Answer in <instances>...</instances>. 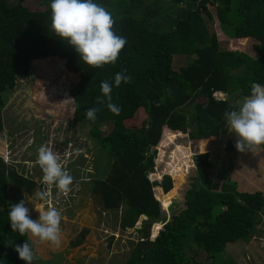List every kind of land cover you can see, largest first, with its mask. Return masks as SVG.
<instances>
[{
  "label": "trees",
  "instance_id": "1",
  "mask_svg": "<svg viewBox=\"0 0 264 264\" xmlns=\"http://www.w3.org/2000/svg\"><path fill=\"white\" fill-rule=\"evenodd\" d=\"M37 1L40 11L27 10L23 0H0V132L3 95L14 89L17 80L29 78L33 62H61L58 85L70 82L66 76L81 81L79 88L70 91L80 121L111 123L106 134L93 135L108 171L103 178L91 180V191L104 211L119 212V230L132 229L142 218L139 228L134 229L138 238L126 259L109 264H202L195 260L198 250L205 253L206 264H213L215 255L226 245L247 241L264 210V196L238 192L229 180L212 181L210 152L201 153L207 144L203 140L216 137L226 112L234 108L226 100L214 99L213 94L238 93L246 97L253 83L264 85V0H94L112 13L114 31L127 41L117 61L100 68L80 60L75 49L51 30V0ZM208 6L214 7L219 30L228 39L255 41L251 46L255 57L220 49L216 35L209 29L213 18ZM164 18L170 20L165 24ZM174 56L186 58L177 70L171 66ZM150 62L135 83L145 120L138 128H127L120 115L130 116L131 108L115 91V75L122 72L128 77L129 65L143 67ZM102 81L111 85L110 103L120 109L118 115L107 107V98L102 105L95 102L102 96ZM130 82L122 81L118 86L124 95ZM33 100L37 115L49 110L42 96ZM91 107L100 109L94 121L84 114ZM187 107L192 109L190 117ZM181 134L198 144L199 155L195 156L193 182L180 199H173L169 205L184 169L180 162L175 163V157L165 172L171 177L172 187L168 176L160 178L157 174L159 182L148 181L155 153L151 148L157 143V147L164 148ZM225 148L231 150L230 144ZM174 153L182 159L187 157L180 145H175ZM10 185L28 195L35 187L0 158V264H25L14 245L28 242L27 236L13 232L8 219ZM155 187L161 189H156L158 202L152 193ZM86 233L81 230L70 246H79Z\"/></svg>",
  "mask_w": 264,
  "mask_h": 264
},
{
  "label": "rangeland",
  "instance_id": "2",
  "mask_svg": "<svg viewBox=\"0 0 264 264\" xmlns=\"http://www.w3.org/2000/svg\"><path fill=\"white\" fill-rule=\"evenodd\" d=\"M23 6L29 11L42 10L37 0H23ZM208 10L213 18L209 29L216 35L220 49L237 50L255 57L251 48L255 41L246 39L244 41L235 40L237 42H229L227 37L223 36L219 30L218 22L214 16V7L208 6ZM169 20L170 18H164L162 21L166 24V21ZM185 63V57L174 56L171 66L177 70ZM150 64L151 62L141 67L137 63H132L127 67L126 74L131 82L127 86L125 95L119 91L118 86H116L117 89L115 88L121 100L130 105L131 108L130 116L127 117L123 113L120 115L123 118L124 126L127 128H138L145 120L143 102L135 89V83L144 75L146 68ZM58 67L61 70L62 63L58 61L33 62L29 78L17 80L14 89L3 95L5 106L1 111L0 158L5 164L13 167L17 174L30 179L35 184L30 195L22 190L14 189L11 185L8 186L7 201L10 205L25 199V206L29 208L30 217L33 220L39 217L38 211L35 210L36 206L46 209L51 205L61 212V244L59 247H55L49 242L42 243L30 234H26L28 243L37 257L32 264L122 263L132 248L131 246L138 238L134 229L139 228L142 218L138 219L132 229L119 230L117 227L119 212L104 211L100 206L98 197L92 193L90 185L92 179L103 178L108 171L105 157L99 150L93 135L95 136L97 133L106 134L111 123L103 121L92 125L80 121V115L73 109L70 91L73 87L79 88L82 83L76 77L66 76V79H70L67 85L63 83L56 84L61 77L57 71ZM47 69L53 71L48 70L46 73ZM48 73L51 75L49 76ZM41 96L46 100L45 106L50 105V108L46 113L40 112L37 115L34 111L33 105L35 102L33 99ZM214 97L218 100L224 99V97L218 95ZM225 99L230 102L232 100L231 97H225ZM240 101L241 98L235 99L231 103L238 106ZM197 102L202 103L204 100L198 99ZM186 110L187 117H190L192 109L187 107ZM221 127L222 130L226 129L227 131L225 120L221 123ZM211 144L213 145L210 150L213 153L212 158H210L211 163L218 166L219 162L225 158L228 159L227 163L229 165L230 159H233L235 155L222 151L225 144L224 140L216 137L213 138ZM42 145L52 148L56 154L62 153V149H66L65 153L68 151L74 152L70 157V160L76 158L72 165L62 164L63 167L66 166V170L73 177V184L70 186L71 191L69 194L64 195L59 192L54 196L49 192L48 187L42 184L43 173L38 168V165L35 164L38 149ZM157 145L151 148L155 153L152 174L147 175L148 181L159 182L160 179L156 177L157 174L160 175V178L168 176L171 181V177L165 172L168 163H173V158L175 159V157L177 159L175 163L178 164L180 162L179 165L184 169L182 182L176 194L170 199V205L173 199H180L188 188L189 183L193 182L195 156L199 155L196 152L198 144L194 145V142L189 141L186 135L181 134L164 148H159ZM175 145L182 147V152L187 156L186 159L180 158L179 153H174ZM159 152L162 154L160 155ZM204 152L203 150L201 154ZM217 174L216 171L215 176ZM214 178V175L213 177L211 176V180L216 182ZM249 178L248 175L242 178L243 186L239 189H250L249 186L255 184L252 181H249L251 185L245 183ZM253 178L256 179V176H253ZM55 189L57 188L55 187ZM156 189L161 192L160 188H153L154 199L159 193ZM42 190L49 193L47 200L38 198L37 193ZM163 211L166 212V209ZM152 228L150 227L149 230V239H152ZM83 229L87 230V233L83 237L81 244L71 247V242ZM231 247L238 248V245H232ZM214 259L213 264H233L231 263L232 257L229 256L225 249L223 252L216 254ZM195 260L202 264L208 263L202 250L197 251ZM261 261L264 263V252L261 254Z\"/></svg>",
  "mask_w": 264,
  "mask_h": 264
},
{
  "label": "clouds",
  "instance_id": "3",
  "mask_svg": "<svg viewBox=\"0 0 264 264\" xmlns=\"http://www.w3.org/2000/svg\"><path fill=\"white\" fill-rule=\"evenodd\" d=\"M50 8L51 30L75 49L80 60L93 68L117 61L127 41L114 31L115 20L104 6L94 0H51ZM129 79L122 72H118L115 75V84L119 86L122 81L127 83ZM100 88L102 96L96 98V104H104V98H107V107L118 115L120 109L110 103L111 85L108 81H102ZM99 110L97 107L87 108L85 118L94 121ZM224 120L227 131L235 134V148L238 152L252 151L254 147L264 145V85L253 83L250 95L243 97L238 106L226 112ZM65 151L66 149H62V153L56 154L52 148L42 145L35 160V164L43 173L42 184L46 185L54 196L59 192L69 194L73 184V177L62 164L72 165L76 158L70 160L74 152ZM37 196L41 200H47L49 193L42 190ZM25 205V199L10 204L8 219L11 230L19 232L21 236L30 234L42 243L49 242L59 247L61 212L51 205L46 209L35 208L39 217L33 220L29 208ZM14 250L25 264H32L37 258L28 242L23 245L15 244Z\"/></svg>",
  "mask_w": 264,
  "mask_h": 264
},
{
  "label": "crops",
  "instance_id": "4",
  "mask_svg": "<svg viewBox=\"0 0 264 264\" xmlns=\"http://www.w3.org/2000/svg\"><path fill=\"white\" fill-rule=\"evenodd\" d=\"M228 41L230 42L235 40L228 39ZM215 95L224 97V99L222 100H226L225 97H231V102H233V100L235 99L243 98V96H240L238 93L227 96L223 93L216 92L213 94L214 99ZM226 101L232 107L237 106L233 105V103H231L229 100ZM223 121L224 120L220 122L219 131L216 137H219V139L222 138L224 140L225 144L223 145L222 151H225L224 153H231L232 155L234 154L235 157L233 159H230V166L227 163L228 159L225 158H223L219 162L218 166H215L210 161V158H212L213 156V153L210 150L213 147L211 142L213 138L216 137L204 140V142L207 143L206 147H204V151L210 152L208 161L213 167L211 171L212 177L214 175V180L216 181V183L226 182L227 180L234 182L236 184V190L238 192H259L264 196V148L259 145L254 147L252 151H246L243 153L238 152L235 148V144L231 143L236 142L235 134L229 133L228 131H226V129H221V123ZM227 143L230 144L231 150H226L225 147ZM216 171L218 173L217 176H215ZM246 175H248V177L250 178L246 180L245 183L251 185L249 184V181H252L255 184L253 186H249L250 189H239L243 186L242 178ZM253 176H256V179L253 178ZM232 245H238V248L231 247ZM224 249L227 250L229 256L232 257L231 263L233 264H264L261 261V254L262 252H264V210L259 215V221L255 225L252 236L247 241H239L228 244Z\"/></svg>",
  "mask_w": 264,
  "mask_h": 264
}]
</instances>
